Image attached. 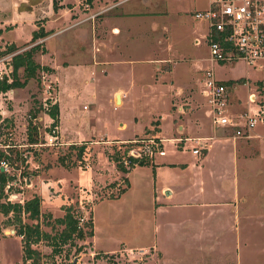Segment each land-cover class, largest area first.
Listing matches in <instances>:
<instances>
[{
	"label": "rangeland",
	"instance_id": "374dc122",
	"mask_svg": "<svg viewBox=\"0 0 264 264\" xmlns=\"http://www.w3.org/2000/svg\"><path fill=\"white\" fill-rule=\"evenodd\" d=\"M40 1L39 7L43 9L46 1ZM58 1L60 0H56V3ZM65 1L62 7L78 3L76 15L83 19L76 21L78 17L68 14L72 20H58L51 24L53 29L48 30L50 37L47 35L31 42L29 23L22 24L16 31L10 32V27H7L3 33L0 32V51L13 44L15 49L12 53H17L40 43L45 50L37 51L33 59L50 69H38L35 77L21 88L0 92V141L7 145L6 172L12 178H17L18 175L22 186L21 190L17 187L14 189H18L24 197H40L42 216L37 219V223L49 235L60 231L62 226L54 223L53 219L63 215V210L59 209L67 205L73 208V215L79 226L84 230L91 229V233L94 227L95 240L92 243V235H87L82 240H74V246L61 245L55 254L50 252L51 240H40L32 245L42 255L40 264H264V137L253 138L255 131L264 136V120L262 123L256 122L249 137L235 136L233 128L213 127L229 139H249L245 147V154L249 158H237L233 164L226 151L219 152L212 163L205 164L201 175L207 190L203 194L206 200L230 199L235 204L230 203L221 207L217 213L209 215L207 209L196 206L179 208L168 205L166 202L172 200H167L158 190L157 201L161 203V207H166V211L155 214L158 225L156 236L152 231L153 197L150 193L151 172L148 166L136 165L129 171L130 186L127 189L126 182L122 180L124 175H120L118 171H104L109 169L106 155L114 149L121 151L124 147L117 141L125 142L135 138L145 140L152 137L148 136L151 134L159 136L154 130L158 129L156 118L167 112L171 114L177 106L183 108L182 115L186 119L196 115L197 110L210 115L212 106L200 92L208 71L217 81L233 82L227 87L225 94L223 108L227 115L237 117L246 110H238L245 105L247 91L246 84L238 83L240 77L247 78V83L256 90L254 92H258L264 107V85L259 86L255 82L264 80V65L261 66L264 62H256L251 66L241 60L231 62L234 65L211 60L205 42L201 41L205 34V21L193 17L194 11L206 7L207 0H158L156 6L170 11L167 18L154 16L152 22L148 21L150 18H141L140 22L126 20L133 25L131 34L138 36L129 38L120 34L113 40L114 45H111L112 38L107 28L102 29L107 31L103 32L104 38H101V46L97 48V58L104 61V64L94 66L93 70L90 34L78 29L86 27L91 30L93 21V29H99L97 23L116 3L114 4V0ZM136 1H128L124 7L128 4L138 9L140 7L141 11L147 10ZM92 3L97 8L86 14L94 7ZM39 13L40 10L34 17L44 12ZM43 20L33 18L35 29ZM119 21L122 24L125 20L121 18ZM0 25H3L2 22ZM144 26L148 35L143 33ZM153 26L158 28L155 33L158 37L149 34ZM161 26L166 32L161 31L165 39L160 46L158 33ZM140 33L144 36H140ZM195 36L200 38L198 44L192 42ZM156 55L169 56L173 69L171 73L163 74L162 68L161 75H169L173 84L182 86L175 87L174 91L165 84L155 83L153 86L150 78L155 64L151 61L138 60L133 65L124 62L130 57L153 60ZM9 56L10 54L0 55L1 76L9 75ZM78 65L82 67L81 72L75 67ZM17 76L22 79L21 69H18ZM129 79L135 82L133 87H128ZM189 81L193 82V87L186 85ZM116 89L126 92L120 100L113 97ZM193 96H196V101ZM52 103H56L58 107V124L53 131L48 130L51 119L44 116V109ZM247 106L255 108V104L247 103ZM208 113L206 123H210L208 120L211 116L208 117ZM176 119L171 120L173 136L176 132L175 124L180 122ZM154 121L156 124H153ZM28 122L34 126L33 135L35 134V143L38 144L36 147H31L27 142ZM167 131L168 125L164 124L161 137H165ZM50 134L56 136L53 142H50ZM190 134H195V131ZM193 141L195 146L191 141L185 142L182 154H177V161L194 163L193 158H197V155L191 153V147L194 146L200 155L201 149L209 142L206 137ZM80 143H85L86 148L81 160H78L74 150L69 147ZM163 145L166 149H173L168 142H163ZM131 148L138 147L134 145ZM237 151L240 152V148ZM60 157H67L65 166L59 163ZM166 158L168 155L163 156V159ZM208 169L220 172L223 178L215 181L208 175ZM100 170L105 173L101 174L98 172ZM234 172L235 194L232 195L230 179ZM39 180L51 183L47 185L45 192L47 191V197L50 195L49 197L54 198L44 200L46 195H39ZM228 184L229 189L223 190L219 195L214 193L215 186ZM122 189L126 190L120 195ZM179 195L183 201L195 199L191 191ZM50 207L56 209L50 212ZM48 214L49 217L46 216ZM23 218L26 216L22 214L21 219ZM7 219L0 216V264H18L21 261L20 238L11 232L17 226L11 224L10 218ZM88 221L91 222L90 227L85 224ZM155 239L160 241L163 252L161 262L160 256L156 261L153 253L155 247L152 244ZM76 247H80V250L76 251ZM111 249L115 251L110 254L100 252Z\"/></svg>",
	"mask_w": 264,
	"mask_h": 264
},
{
	"label": "crops",
	"instance_id": "0c3cea01",
	"mask_svg": "<svg viewBox=\"0 0 264 264\" xmlns=\"http://www.w3.org/2000/svg\"><path fill=\"white\" fill-rule=\"evenodd\" d=\"M28 1V0H27ZM27 1L26 0H0V22H2L3 25H0V32L3 33V31L7 28L10 27L8 29V31L12 32L13 30H18L20 26H22V24L24 23H29L30 24V31L35 30L36 28V24L33 21L34 20H43L42 24H40V26L45 30L48 31L49 29H53L52 25L53 23L57 22L58 20H72L71 16L68 17V14H72L75 15L76 17H78V15H76L78 13V3L76 4L71 3V6L69 5H65V6H61L62 4H65L64 2H66L65 0H60L57 3V9L53 10L52 9V0H45L46 4L44 6L43 9H41L40 6V0H38L37 2H35L34 4L31 5V7L29 8L27 6ZM90 1V0H89ZM112 0H109V2H111ZM130 0H114V4L110 9H108L107 14L102 17V20L100 22H98V26L99 29L95 30L93 29L94 26V21H93V27L91 28V30L86 29V27H81L78 30H81L83 32V30H85V32L88 31V33L90 34V51H91V66L94 70V66L97 65H101L104 64V61L98 60V56L97 53L99 52V47L101 46V44H99L101 42V38H104V34L103 32L105 30H102L104 28H107L109 34H110V38H112V41L110 40V44H113V40L115 38H117L120 34L125 36V37H136L138 36L137 34L132 33V27L133 25L129 22H127L126 20H135L136 22H140L142 19L143 20H147L148 18H150L148 21H154V16H160V17H164L167 18L169 16L170 11H168V9L165 8V10H161V8L159 6H156L158 0H137L136 2L138 4L144 5V7L147 9L145 11H141L140 7L135 8L126 4L124 7V4L127 3ZM99 4V3H98ZM20 6V7H19ZM92 6L90 10L88 12H86V14H89L91 12H94L96 5H94L92 3ZM131 7V8H130ZM166 7V5H165ZM38 10L43 11L44 13L40 14L38 17H34L36 16V13L38 12ZM171 10V9H170ZM69 12V13H68ZM75 17V18H76ZM40 18V19H39ZM124 19L125 21H122V24L120 23V21L118 22V19ZM83 18H81L80 16L77 18L76 21L78 20H82ZM81 23H85V21H81ZM106 25H103V24ZM16 24V25H14ZM71 24V23H70ZM69 25V24H68ZM145 27L143 28V33L145 32L148 35V30H145ZM153 29L149 30V34L150 35H155L158 37L156 33V29L157 26H153ZM159 27V26H158ZM106 30V31H107ZM105 31V32H106ZM161 31L166 32V30L164 29L163 26H161V28L159 29V38L158 41L160 42V46L163 44V41L165 39V37H163V35H161ZM85 35V33H83ZM48 36L50 37V34H48ZM98 36V37H97ZM140 36H144L140 33ZM162 36V37H161ZM196 37V36H195ZM193 37V39L195 38ZM147 38V36H146ZM47 42V41H46ZM193 42V40H192ZM194 44V42H193ZM44 46L46 47L47 45L44 44ZM98 48V49H97ZM167 53H168V49L166 48ZM51 53H49L50 55ZM164 56H154L155 59H137L134 57H130L128 59H126L124 62H128L127 64H134L135 61L140 60V62H150L155 66L154 68H152V73H151V78L150 81L153 82V86L155 85V83H159V84H165L168 85L169 88L173 89L175 87H179L182 86L178 85V84H173L172 78L168 75V77H164L163 74H169L171 73L172 69H173V64H171V59L169 58L168 55ZM10 57V56H9ZM134 58V59H131ZM168 63V64H167ZM228 64V63H227ZM235 63H231L228 65H234ZM152 65V67H153ZM220 65H222V63H220ZM50 66V65H49ZM55 70H57L58 68L52 67ZM78 67V72L82 71V67H80V65L75 66ZM164 68V69H162ZM161 69L163 72V77L161 75ZM93 72L91 71V74ZM247 78L246 77H240L238 80V83H243L246 84L247 86V91L245 92V105H243L242 107H240L238 110H242L243 108L247 109V95L251 92L255 93V97L259 98L260 96H258V92H254L256 90H254L253 87H251L248 83H247ZM224 87L225 90L227 89V87H230L232 85V81L231 80H227V81H220L218 80ZM257 81H263L264 80H257ZM257 81H255L257 83ZM237 83V82H236ZM225 84V85H224ZM135 85V82L133 80L128 81V87H133ZM175 85V86H174ZM186 85H191L193 87V82L189 81ZM184 85V86H186ZM227 85V86H226ZM125 91H122L120 89H116L113 92V97H119L122 98L123 95H125ZM226 94V93H225ZM117 95V96H116ZM196 96H193L192 98L196 101ZM153 98V97H152ZM236 99V98H235ZM233 99V100H235ZM239 99V98H238ZM240 100V99H239ZM196 104V103H195ZM197 106V104H196ZM200 106L198 105V108ZM244 109V110H245ZM196 111V110H195ZM194 111V112H195ZM237 111V110H236ZM203 111L201 110H197L196 115H194L192 118L188 117L187 119L185 117H183L184 115V110L182 107L177 106L175 108L174 112H170L171 114L165 113L162 114L163 116H160L158 119L156 118V120H158V131L157 134L160 136H156L159 140H160V149H161V153H155L154 156L151 158V163L150 165H142V166H148V168L150 169L151 172V178H150V193L152 194L153 197V217L152 220H154L153 222V226H152V231L154 233V236H156V231H157V227L158 225L156 224V219H155V214L158 212H165L166 211V207H161V203L157 201L158 196V190L160 192V195H164L165 198L167 200L170 201V199L172 200V202H166L169 203L168 205H172L173 207H189V206H196L200 209H207V214L211 215L213 213H217L218 210L223 207V206H228L230 203L231 204H235V202H232L230 199H219V200H215V201H211V200H206L203 196V194L206 193L207 190H205V181L203 179V176H201L204 173V169H205V164L206 163H212L213 160L215 159V157L218 155L219 152H227L231 159V162L233 164H235L237 158H243V159H247L249 158L247 156L246 150L247 148V141H249V139H232V138H228L226 136H223L219 133L218 130H216L215 128H213L214 126H218L213 124L212 119L208 113V117L210 121V123H206L205 118H206V112L205 114L202 113ZM45 117H48L47 115H44ZM162 117V119H161ZM181 117V118H180ZM232 117V116H230ZM173 118H179L176 119L177 121L180 120V122L178 121L175 124V128H176V132L175 135L173 136V130H172V126H171V120H173ZM167 123H166V122ZM195 121V122H193ZM48 122V121H47ZM164 122V123H163ZM163 123V124H162ZM192 124H195V127H192ZM164 124L168 125V131L165 133V137H161V133H162V128H164ZM222 127V126H221ZM228 128V127H227ZM170 131V134H168V132ZM192 131H195V134H190ZM185 134V135H181V134ZM182 136V137H181ZM201 137H206V139H208V143L206 144V147L202 148L201 150V154H197V153H192V149L194 148L195 144L194 141L196 138H201ZM259 137H264L262 135H260L258 132H254L253 134V138H259ZM182 143H179V142ZM186 141H191L193 142L194 146L191 147V153L193 155H197V158H193V160L195 161L194 163L191 161V163H189V161L185 162H179L177 161L178 156L177 154L181 153V151L183 150V148L185 147V142ZM107 144L108 142L105 141ZM117 142H121V141H117ZM124 142V141H122ZM163 142H168L170 145H172L173 149H169V148H165V146L163 145ZM105 143V144H106ZM249 144V142H248ZM240 148V152L237 151ZM164 149V150H163ZM244 149V150H243ZM239 153V154H237ZM242 153V154H241ZM182 154V153H181ZM168 158L163 159V156H167ZM223 156V155H222ZM200 157V158H198ZM222 158V157H221ZM189 160V159H188ZM106 162H107V166H109V169L104 170L105 172H108V170L111 171H118L115 167V165L108 160V158L106 157ZM207 165V164H206ZM37 166V165H36ZM136 165H134L133 167L130 168V170L132 168H134ZM129 170V171H130ZM129 171L127 173H122L120 171H118L120 173V175H124V177L126 178V189L130 186V181L128 179V174ZM101 174H104L105 172H103L102 170L98 171ZM96 174V173H95ZM107 174V173H106ZM208 175L211 176L210 178L214 179L215 181L221 180L222 174L220 172H212L209 171L208 169ZM235 176H236V172L232 173V177L230 179V181H232L231 184V189H232V195L235 194V186H234V182H235ZM40 181V186H37L39 188L38 192L40 196H45L44 200H47L49 198H54V196L49 197L50 195H48L47 197V191L45 192V189L47 190V185L51 184L50 182L46 181L44 182L43 180H39ZM225 182V181H223ZM220 184V181H219ZM32 186V183H31ZM230 185H223V186H215L214 189V193H217L218 195L221 194L223 192V190L225 189H229ZM125 189V190H126ZM124 190V191H125ZM123 191V192H124ZM186 191L188 192H193V195L195 197V199H190V200H181V197L179 194H184ZM122 192V193H123ZM52 193V192H50ZM22 193L19 192L16 194V198H22V200H25L27 198H29L30 196L24 197L21 195ZM53 194V193H52ZM21 195V197H20ZM56 195V194H55ZM121 195V194H120ZM119 195V196H120ZM116 197V196H115ZM176 199V200H174ZM22 203V201L20 202ZM44 203V201H43ZM51 208V207H50ZM52 209H56L51 208L50 212H52ZM59 209V208H58ZM61 209H59L60 211ZM49 212V213H50ZM40 213H41V209H40ZM0 216H2L3 218H5V220L7 219L6 216H3L0 213ZM7 216H10L7 215ZM93 224V223H92ZM11 232L13 233L14 230L11 229ZM14 234V233H13ZM91 243L92 241L95 240V235H94V227H93V232H92V237H91ZM160 241H156V239L153 241V248L152 251L153 253L156 255V261L159 260L160 258V262L163 259V252L162 249L159 245ZM93 247V244H92ZM94 248V247H93ZM149 249V248H148ZM125 249H123L122 251H125ZM145 250V249H143ZM115 251L114 249L108 250V252H103L100 251L102 254H110L111 252ZM160 256V258H159ZM20 259H21V252H20ZM21 263V261H20ZM18 263V264H20ZM157 263V262H156ZM7 264V263H5Z\"/></svg>",
	"mask_w": 264,
	"mask_h": 264
},
{
	"label": "built area",
	"instance_id": "2783aa9c",
	"mask_svg": "<svg viewBox=\"0 0 264 264\" xmlns=\"http://www.w3.org/2000/svg\"><path fill=\"white\" fill-rule=\"evenodd\" d=\"M195 19L205 21V34L201 41L207 47L209 58L215 62L231 63L241 60L248 65L254 66L256 62H264V0H207L206 7L193 12ZM195 44L200 42V38L193 39ZM264 63L261 65L263 66ZM1 77V73H0ZM201 94L211 104L210 116L213 124L234 129L237 137H249L256 122L262 123L264 120V107H262L260 97L256 98L255 93L247 95V103L255 104V108L247 106V109L238 114L237 117H230L224 109L225 87L211 76L208 71L203 78ZM53 131V129H51ZM51 141L56 136L50 134ZM134 141V140H131ZM138 142L141 145L137 149L130 148L126 158L122 160V165H130L132 158L143 156L153 157L155 153H161L160 140L153 136ZM36 147L38 144H30ZM7 147L0 141V149L5 152ZM196 148L192 153H197ZM7 160L0 161V169L7 171ZM21 180L13 178L4 185L6 201L21 202V198H16L11 188L17 187L21 190Z\"/></svg>",
	"mask_w": 264,
	"mask_h": 264
},
{
	"label": "trees",
	"instance_id": "16d2710c",
	"mask_svg": "<svg viewBox=\"0 0 264 264\" xmlns=\"http://www.w3.org/2000/svg\"><path fill=\"white\" fill-rule=\"evenodd\" d=\"M52 9H57V3L56 0H52ZM48 31H45L40 25L37 26V29L31 31L30 34V41L34 42L37 39H41L48 35ZM43 47V46H42ZM40 45V43H35L31 45L29 48L17 52L12 53L15 49V46L13 44H9L5 49L0 51V55H9V75L4 76L2 75L0 77V92H6L10 89L14 88H21L25 86L27 81L31 78H34L36 75V71L38 69H45L50 70L47 67H43L36 63L33 59V55L37 51L43 52V49ZM18 69H21L22 71V79L20 80L17 76ZM257 84L259 86H263V81H257ZM262 96H264V89L262 91ZM44 113L48 115V117L51 119V123L49 125L48 130L53 129L58 124V107L56 103L49 104L47 108L44 109ZM156 121L153 122V124ZM155 131H158V129H154ZM34 126L30 124V122L27 123L26 127V138L27 142L29 144L35 143V134L33 135ZM148 136H154V135H148ZM147 138V136L145 137ZM155 139H158L156 136H154ZM144 139V138H141ZM138 138L132 139L134 141H125V142H119L120 144H123L124 147L120 151V149H114L110 154H107L106 157L108 160L114 163L116 169L122 173H127L131 167L134 165H150L151 163V157L149 156H141L139 158H132L128 157L131 160L130 165L124 166L122 165V160L126 158V155L128 150L131 148V146H137L139 147L141 145ZM72 150H74L75 157L78 160H81L82 154L85 152V143H80L78 146L76 145H70ZM3 159H7L6 153L0 149V161ZM23 160V159H22ZM21 160V161H22ZM59 163L63 166L67 164V157H60L58 158ZM71 164V163H70ZM67 166V165H66ZM13 179L12 175H9L4 170L0 169V213L3 216H6L7 218H10L11 224L16 225V229L14 230V234L18 235L20 238V246H21V263L20 264H40L41 259V253L39 250L32 247V245H35L40 240H51L49 241L50 247H51V253L55 254L59 251V248L61 245H72L74 246V240H82L85 236H91V229L84 230L81 226L78 225V220L73 215V208L70 205L62 206L61 210H63V215L60 217H56L53 219V222L56 224L61 225V229L58 232H54L53 235H49V233H46L45 231H42L37 223V219L40 217V197L38 195H31L29 198L22 201V203L13 201L9 202L6 201V193L4 192L3 188L7 181ZM126 182V178L123 177V179ZM13 193L19 192L18 189L11 188ZM124 191L122 189L120 191V194ZM118 197V196H116ZM10 216H7L9 215ZM25 215L26 218L21 219V215ZM42 216V215H41ZM49 217V214L46 215ZM8 220V219H7ZM28 220L30 222H28ZM32 222V223H31ZM91 222H86L85 224L90 227ZM49 224V223H48ZM84 224V225H85ZM76 251L80 250V247H76Z\"/></svg>",
	"mask_w": 264,
	"mask_h": 264
},
{
	"label": "water",
	"instance_id": "95a60500",
	"mask_svg": "<svg viewBox=\"0 0 264 264\" xmlns=\"http://www.w3.org/2000/svg\"><path fill=\"white\" fill-rule=\"evenodd\" d=\"M27 1V0H26ZM38 0H28L27 1V6L30 8L32 4H34L35 2H37ZM20 7V6H19ZM117 96V95H116ZM116 99L118 100V97H116Z\"/></svg>",
	"mask_w": 264,
	"mask_h": 264
},
{
	"label": "bare ground",
	"instance_id": "6f19581e",
	"mask_svg": "<svg viewBox=\"0 0 264 264\" xmlns=\"http://www.w3.org/2000/svg\"><path fill=\"white\" fill-rule=\"evenodd\" d=\"M118 100H119V97H118ZM119 101H117V104H118Z\"/></svg>",
	"mask_w": 264,
	"mask_h": 264
}]
</instances>
